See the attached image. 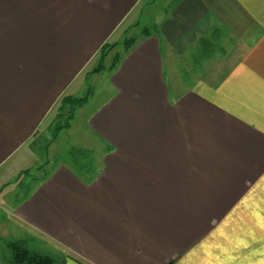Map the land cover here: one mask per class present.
Listing matches in <instances>:
<instances>
[{
	"label": "crops",
	"instance_id": "0c3cea01",
	"mask_svg": "<svg viewBox=\"0 0 264 264\" xmlns=\"http://www.w3.org/2000/svg\"><path fill=\"white\" fill-rule=\"evenodd\" d=\"M143 2L0 0V264L14 241L63 264H264V0ZM101 73L99 154L31 176V142L87 96L70 130Z\"/></svg>",
	"mask_w": 264,
	"mask_h": 264
},
{
	"label": "rangeland",
	"instance_id": "374dc122",
	"mask_svg": "<svg viewBox=\"0 0 264 264\" xmlns=\"http://www.w3.org/2000/svg\"><path fill=\"white\" fill-rule=\"evenodd\" d=\"M145 1L149 2L152 0H144L143 4L145 3ZM156 6H157V2L154 7L146 8L147 14L143 15L137 27L131 28L129 31L126 32L124 36L125 39L139 37L142 33L143 26L151 25L149 21L151 20V14H153V12H156L155 11ZM149 28L151 29V27H145V29L150 30ZM214 43L212 41V43L209 44L208 49L205 50L207 53H210V51L215 52V49L217 47L216 44ZM116 51L118 53H121L122 47L117 48ZM116 51H113L111 54H109L106 57L107 58L106 60L105 59L103 60L105 66L110 63L111 57L113 56V53H115ZM212 59L213 56L211 57V61H213ZM98 62H99V53L96 55L94 66L95 65L97 66ZM104 76L105 73H101L98 76L94 75L93 77L91 76L88 79V83L86 84L87 86L86 88L84 87L85 90L83 89L81 94H79V96L84 95L86 93L87 87H89L91 91L95 92L94 100L90 105L85 107L82 111L76 112L75 115L77 117L75 116L73 122L71 121L70 130H63L59 134L57 139L51 145H49L52 142L51 139H53L52 137L54 131L53 128L56 127L57 124L60 125L65 123L67 117V111H66L64 113H60L58 115V120L54 121V123H50V122H49L50 124L46 123L45 128L42 130L41 134L38 137H35L34 140L31 142L32 150L34 153V157H33L34 162L30 164L28 170L31 176L41 177L44 174V172H48L52 167L58 165L59 163L68 165L74 169L86 168L90 163L91 159L95 158L94 154L96 153L99 154V150H97L99 147L98 143L92 138L88 140L84 137L87 134L85 132V129L82 130V120L85 117V113L90 111L94 106H96V104L101 100V98H103V95L105 94L104 91L106 90L104 83L105 81ZM48 125H50V128L53 127L52 129H50V132L46 129ZM82 132L85 133L81 138V142H80L77 136L81 135ZM42 134L44 136H42ZM39 137H41L40 140H38ZM48 145L49 148L47 149L46 147ZM5 254L6 252L3 250V247L0 246V256Z\"/></svg>",
	"mask_w": 264,
	"mask_h": 264
},
{
	"label": "trees",
	"instance_id": "16d2710c",
	"mask_svg": "<svg viewBox=\"0 0 264 264\" xmlns=\"http://www.w3.org/2000/svg\"><path fill=\"white\" fill-rule=\"evenodd\" d=\"M133 42L134 39H128L124 41V47H128L129 43ZM116 44H104L100 47L98 53H99V62L97 66L92 70V72H100L104 69L105 65L103 63V60L105 59L106 55L109 53V51L115 46ZM120 60V56L117 55L115 59L112 61V63L109 65V69H114L117 65V63ZM87 96H84L82 98H74L70 99L69 103H60L58 110L59 114L64 113L67 111V117L64 124H57L56 127H54V131L52 134V137L54 138L55 135H57L61 130L67 129L69 126L70 120L74 117V112L77 108L84 105V103L87 100ZM67 107V110H66ZM9 248L11 250V261L9 264H63L62 260H58L55 258H52L47 255H41L38 253L31 252L27 249V247L24 245L21 241H14L10 242Z\"/></svg>",
	"mask_w": 264,
	"mask_h": 264
}]
</instances>
